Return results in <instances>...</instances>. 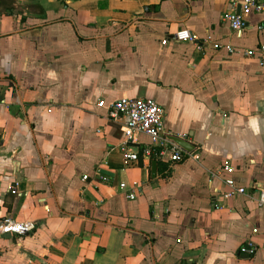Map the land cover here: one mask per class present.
Listing matches in <instances>:
<instances>
[{
	"label": "crops",
	"instance_id": "crops-1",
	"mask_svg": "<svg viewBox=\"0 0 264 264\" xmlns=\"http://www.w3.org/2000/svg\"><path fill=\"white\" fill-rule=\"evenodd\" d=\"M227 10L0 0V220L36 222L0 235V264H264V15L239 33ZM182 29L202 47L176 40ZM123 97L159 103L165 136L192 155L126 166L125 121L109 119ZM229 178L246 193L225 198ZM250 242L257 252L242 253Z\"/></svg>",
	"mask_w": 264,
	"mask_h": 264
},
{
	"label": "built area",
	"instance_id": "built-area-1",
	"mask_svg": "<svg viewBox=\"0 0 264 264\" xmlns=\"http://www.w3.org/2000/svg\"><path fill=\"white\" fill-rule=\"evenodd\" d=\"M228 1L229 10H227L223 18L236 32L241 33L248 26L247 17L250 14L257 12L264 15V0ZM174 38L181 41H191L197 48L202 47L198 38L188 29L179 30L174 34ZM168 41V39H165L162 43L167 44ZM215 46L217 48L223 47L220 44H216ZM226 49L229 52L234 51L232 46H226ZM261 49V62L264 65V46ZM99 105L104 106L105 101L101 100ZM109 119L112 122H118L121 119L125 121L121 128L125 135L123 147L124 163L126 166L138 163L141 155L144 158H161L168 155L171 161H182L187 153H189L165 136L164 109L152 98L123 97L118 99L109 104ZM140 134L147 135L151 141L148 146L142 149L141 153L133 151L130 146L137 142L138 135ZM189 154L192 155L191 153ZM229 168L232 167H225V169ZM83 179L87 181L89 180V176L84 175ZM226 184L229 189L224 193L225 198L245 194L247 191L244 186H239L234 179H227ZM120 187L125 188L126 183H121ZM12 193H18V189H12ZM127 197L134 198V191L129 193ZM262 201L264 202V197ZM35 230L36 222L32 220L17 221L10 218L0 220V235L13 234L26 236L32 234ZM257 250L258 246L253 242L241 248L242 253L251 255L255 254Z\"/></svg>",
	"mask_w": 264,
	"mask_h": 264
},
{
	"label": "water",
	"instance_id": "water-1",
	"mask_svg": "<svg viewBox=\"0 0 264 264\" xmlns=\"http://www.w3.org/2000/svg\"><path fill=\"white\" fill-rule=\"evenodd\" d=\"M170 140H172L177 145H179L181 148H183L185 151H187L191 154L195 150L196 146H191V144H189V142H187V140H185V139H181L177 136H173ZM155 164H157L156 161L153 162V174H155V172H156V165Z\"/></svg>",
	"mask_w": 264,
	"mask_h": 264
}]
</instances>
